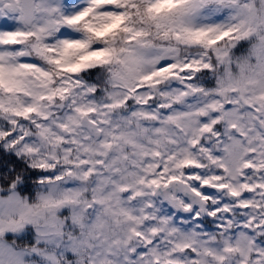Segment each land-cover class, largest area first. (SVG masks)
Wrapping results in <instances>:
<instances>
[{"label": "snow or ice", "instance_id": "6c2138e0", "mask_svg": "<svg viewBox=\"0 0 264 264\" xmlns=\"http://www.w3.org/2000/svg\"><path fill=\"white\" fill-rule=\"evenodd\" d=\"M0 264H264V0H0Z\"/></svg>", "mask_w": 264, "mask_h": 264}]
</instances>
